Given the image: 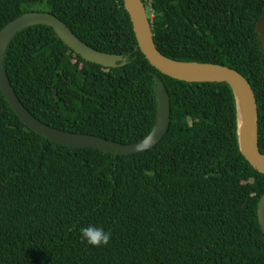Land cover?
<instances>
[{
  "label": "trees",
  "instance_id": "trees-1",
  "mask_svg": "<svg viewBox=\"0 0 264 264\" xmlns=\"http://www.w3.org/2000/svg\"><path fill=\"white\" fill-rule=\"evenodd\" d=\"M142 2L164 56L227 66L250 82L264 155L257 32L264 0ZM28 12L53 14L90 47L128 58L105 68L85 61L53 28L22 30L4 64L36 118L136 143L155 126L162 81L171 126L157 146L138 154L68 147L29 129L0 88V264H264V174L239 149L231 87L177 80L152 66L123 0H0V31ZM89 224L112 234L108 245L81 241L79 229Z\"/></svg>",
  "mask_w": 264,
  "mask_h": 264
},
{
  "label": "water",
  "instance_id": "water-1",
  "mask_svg": "<svg viewBox=\"0 0 264 264\" xmlns=\"http://www.w3.org/2000/svg\"><path fill=\"white\" fill-rule=\"evenodd\" d=\"M128 12L138 47L157 70L171 78L190 83L218 82L228 84L235 97L237 110V137L239 149L246 160L264 174V155L259 147V109L256 94L250 82L237 70L227 66L176 61L164 56L157 48L151 18L142 0H123ZM44 25L53 28L58 37L85 61L105 68L125 66L128 58L122 55L98 51L84 43L58 17L44 12H28L8 23L0 31V88L10 106L22 122L39 135L64 146L73 148H95L103 152L128 156L153 149L167 135L171 126V100L162 81L158 82V114L155 126L144 139L121 144L104 138L67 132L53 128L36 118L21 102L9 79L4 59L9 45L22 30ZM257 32L264 51V16L257 25ZM258 216L264 232V195L258 204Z\"/></svg>",
  "mask_w": 264,
  "mask_h": 264
},
{
  "label": "clouds",
  "instance_id": "clouds-1",
  "mask_svg": "<svg viewBox=\"0 0 264 264\" xmlns=\"http://www.w3.org/2000/svg\"><path fill=\"white\" fill-rule=\"evenodd\" d=\"M79 232L81 241L94 247L108 245L112 235L103 227H98L93 224L80 227Z\"/></svg>",
  "mask_w": 264,
  "mask_h": 264
},
{
  "label": "rangeland",
  "instance_id": "rangeland-1",
  "mask_svg": "<svg viewBox=\"0 0 264 264\" xmlns=\"http://www.w3.org/2000/svg\"><path fill=\"white\" fill-rule=\"evenodd\" d=\"M36 9H37V10H39V9L41 10V9H42V7H36ZM147 11H149V10H148V8H147Z\"/></svg>",
  "mask_w": 264,
  "mask_h": 264
}]
</instances>
